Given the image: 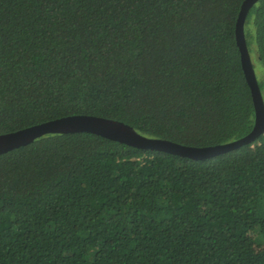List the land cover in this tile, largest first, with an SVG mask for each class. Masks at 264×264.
I'll list each match as a JSON object with an SVG mask.
<instances>
[{
    "label": "trees",
    "instance_id": "obj_1",
    "mask_svg": "<svg viewBox=\"0 0 264 264\" xmlns=\"http://www.w3.org/2000/svg\"><path fill=\"white\" fill-rule=\"evenodd\" d=\"M242 2L0 0V134L89 114L196 147L246 135ZM244 37L264 69V0ZM0 264H264V133L204 159L85 131L2 153Z\"/></svg>",
    "mask_w": 264,
    "mask_h": 264
},
{
    "label": "water",
    "instance_id": "obj_2",
    "mask_svg": "<svg viewBox=\"0 0 264 264\" xmlns=\"http://www.w3.org/2000/svg\"><path fill=\"white\" fill-rule=\"evenodd\" d=\"M257 1L243 0L235 24V38L240 51L241 65L251 90L255 110L253 127L246 135L221 144L196 147L143 135L119 120L89 114H74L0 134V154L26 145L46 134L81 131L98 134L137 148L164 151L192 159L208 158L254 142L264 133V99L246 46L244 21L249 9Z\"/></svg>",
    "mask_w": 264,
    "mask_h": 264
},
{
    "label": "rangeland",
    "instance_id": "obj_3",
    "mask_svg": "<svg viewBox=\"0 0 264 264\" xmlns=\"http://www.w3.org/2000/svg\"><path fill=\"white\" fill-rule=\"evenodd\" d=\"M250 55H251L250 58H251V62H252L253 67H254V72H255L256 78L258 81H261L263 79V73H264L263 66L260 63V61L257 59L254 50L250 53Z\"/></svg>",
    "mask_w": 264,
    "mask_h": 264
}]
</instances>
